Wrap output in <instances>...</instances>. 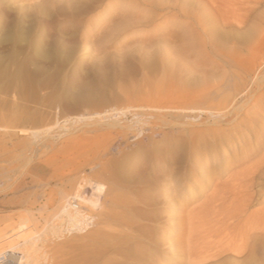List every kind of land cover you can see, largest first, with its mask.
<instances>
[{
  "label": "rangeland",
  "instance_id": "rangeland-1",
  "mask_svg": "<svg viewBox=\"0 0 264 264\" xmlns=\"http://www.w3.org/2000/svg\"><path fill=\"white\" fill-rule=\"evenodd\" d=\"M215 2L222 8L210 0H0V254L14 246L8 259L29 253L32 264H191L189 253L199 256L188 249L195 210L213 189L188 175L193 126L180 130L175 112L162 109L180 103V77L190 89L216 77L222 90L201 108H242L224 129L264 118V0ZM236 14L245 25H222ZM66 212L82 223L70 225ZM96 218L107 223L98 228ZM98 231L114 235L113 247L97 248Z\"/></svg>",
  "mask_w": 264,
  "mask_h": 264
},
{
  "label": "bare ground",
  "instance_id": "bare-ground-1",
  "mask_svg": "<svg viewBox=\"0 0 264 264\" xmlns=\"http://www.w3.org/2000/svg\"><path fill=\"white\" fill-rule=\"evenodd\" d=\"M210 1H212L213 6H217L219 7V9L222 8V6L220 8V3L218 4L215 2L217 0L215 1L210 0ZM214 2L217 5H215ZM263 3L264 2H262V4ZM248 6L251 7V4ZM255 6L257 7V5ZM217 7L215 8L217 9ZM238 10L239 9L237 8V11ZM240 15H244V14H240ZM236 16L239 17L237 14ZM242 18L244 19L243 16L242 17L240 16L239 21H237L238 19L236 21H233V23L235 24L228 22L229 19L226 20L223 18V22L221 23H223L222 25L224 27H228V28H233L235 25L240 27L242 25H245L243 24L245 22L242 20ZM19 20L22 21V19H19ZM214 22L215 21H213V23ZM215 25H216L215 23L214 25L212 24L214 28H215ZM211 28L214 29L213 27ZM254 31L259 32L257 31V28ZM254 33L255 32L251 34L254 35ZM61 53H63L62 50H61ZM57 55H60V54H57ZM202 58L204 57L202 56ZM196 60H197V57H196ZM198 60L202 61V59H198ZM200 65L203 68L204 65L202 64ZM199 68L200 67L198 65L196 69H199ZM203 70L205 69L203 68ZM181 72H183V70H181ZM181 72H178V73L175 72L176 76H173V77H176V79L179 78L181 75V74L179 75V73ZM199 73L200 72L198 71L197 74ZM189 74L191 75V73ZM205 74H207L206 71L203 72V75ZM186 78L187 76L186 77L183 76L184 81H182L181 77L179 78V85L181 88H183V92L181 93L182 101L180 100L179 101L180 103L169 105L167 107H163L162 110H165V111L169 110V112L170 111L175 112V113H171V116L175 118L176 120L175 124L179 126L180 130H184V131L187 130V127H185L186 125H189V127L190 125H192L194 127L193 128L191 126L193 130L192 132H190L191 138L188 142V147L191 148V154L189 155L190 157H188L189 162H191V164H189L188 175H190V177L194 181H199L200 179L206 180L208 187H211L213 189L211 195L206 198L205 202L203 201L201 210H195V211H198L197 213H199L198 217H195V218H200L198 219L199 223L197 222L195 224V225L198 224V227L197 226H196L197 228L195 227L196 230L198 231V234L196 230H194V233H192V235L195 234V236L194 237L191 236L193 238L189 242L188 249L190 250L193 248L196 249L199 252V256L195 255V253L194 254L189 253L188 260L189 262H191V264H260L258 262L259 260H262V257L264 256V209H261L259 211H251L252 210L251 207L256 203H261L264 201V118L262 119L259 118V120L254 119V118L253 119L251 118L242 119L237 124L236 127L234 126V128L230 130L224 129L223 126L229 124L232 121H235L236 116L238 115V113L240 112L242 108L240 107L237 108L236 106H233L235 103L232 104L233 107L231 106L232 109H229V110H228V107H226L223 110L219 109L218 104H217L218 106L216 105V107L213 106L214 103L213 105H208L207 109L201 108V105H204V103L212 100L211 98L213 94L215 95L219 94V92L222 90V85L224 84L225 80L214 77L212 79L213 83L210 84V82L205 81L206 79L203 80V78H201L199 86L197 88L190 89L189 84H187L189 79H186ZM190 78H194V77L191 76ZM171 81H173V79ZM258 81L259 80H257V82ZM175 83L178 84L177 82H172V85ZM192 85H194L193 87H196L195 85H198V84H192ZM173 86H171V88H173ZM176 87H179V86L177 85ZM174 95L177 96V94H174ZM213 99L215 100V97ZM226 105L228 104L226 103ZM108 111L112 112L113 110H108ZM108 111H106V113ZM126 113L123 111L121 112L117 111V114H126ZM202 113L206 115L203 116L201 115ZM15 116L17 117V115H14L13 117ZM165 116L166 115H161V117L163 118ZM15 119L17 121V118ZM201 127H207L206 128L207 130L206 131H201L202 129L197 130V128H201ZM256 131L257 133H255ZM10 134H13V133H10ZM31 135H33V132H31L29 136ZM196 135H199V137H196ZM239 149L241 151L238 154L235 153L234 156L230 160L225 159V157L230 154V151L235 152V151H238ZM212 160H214L215 162V167H214L213 172L209 171ZM227 174L229 175V177L226 181L224 180L223 182L219 181ZM73 208L78 209L79 204H76V203L73 204ZM78 215L80 216V213H78ZM83 215L82 217L84 218L87 217V215L86 216H83ZM64 217L67 220V222L72 226H75V224H78L79 226L81 219H83V218H80L81 216L78 217L76 214H73L71 212H66ZM97 220H100V218ZM97 220L96 222L98 223ZM104 222H103V219L100 220L98 225L100 226L102 225V226L101 227L98 226V228H102ZM90 224L92 225V223ZM85 225H83V227H85ZM201 226L204 229H202ZM109 229L111 230L113 228H109ZM199 230H203V231H199ZM101 232L98 231L97 233L99 234L100 237L99 236L97 237L96 235L95 236L97 237L96 240L99 244V247L97 248H100L99 250L103 251L104 243H106L109 246L113 245L114 235H111V234L107 235L108 236L107 239H103L104 237H106V235L105 236L104 234L102 235ZM109 232L111 231L108 230V233ZM31 248L32 247H30V249ZM14 249H15L14 246H8L5 252L4 251L3 253L1 252L2 254H0V264H32V262L34 263V261L30 259L29 253L21 254L22 257H19V258H15L14 256H11L10 259H8V253H15ZM196 250L194 251L192 250L189 252H195ZM101 251H97V252L100 253ZM99 255L101 256V254H98V256ZM103 255L104 254H102V256ZM101 260L103 259L101 258Z\"/></svg>",
  "mask_w": 264,
  "mask_h": 264
}]
</instances>
